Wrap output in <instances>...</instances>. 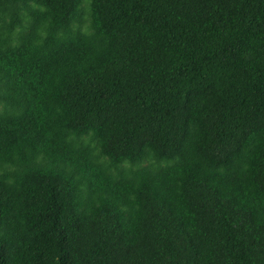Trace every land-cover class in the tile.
<instances>
[{
	"label": "trees",
	"instance_id": "trees-1",
	"mask_svg": "<svg viewBox=\"0 0 264 264\" xmlns=\"http://www.w3.org/2000/svg\"><path fill=\"white\" fill-rule=\"evenodd\" d=\"M83 9L0 0V264H264V0Z\"/></svg>",
	"mask_w": 264,
	"mask_h": 264
},
{
	"label": "rangeland",
	"instance_id": "rangeland-1",
	"mask_svg": "<svg viewBox=\"0 0 264 264\" xmlns=\"http://www.w3.org/2000/svg\"><path fill=\"white\" fill-rule=\"evenodd\" d=\"M91 0H83V12H84V23L81 26H78L81 28L82 31L88 32L90 31V16H89V6H90ZM3 106L0 103V111L2 110ZM85 143H91V140L89 137H85L82 139ZM105 161V159H104ZM126 167H131L129 164L125 165ZM136 168V167H134Z\"/></svg>",
	"mask_w": 264,
	"mask_h": 264
}]
</instances>
